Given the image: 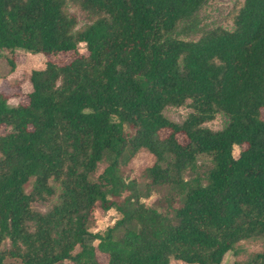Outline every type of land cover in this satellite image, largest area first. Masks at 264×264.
Segmentation results:
<instances>
[{
  "label": "trees",
  "instance_id": "16d2710c",
  "mask_svg": "<svg viewBox=\"0 0 264 264\" xmlns=\"http://www.w3.org/2000/svg\"><path fill=\"white\" fill-rule=\"evenodd\" d=\"M206 1L0 0V51L47 58L25 103L0 91V264H221L264 235V0L235 6L232 29L203 30ZM60 52L75 56L48 59ZM185 104L181 122L163 113ZM219 112L222 129L203 126ZM140 149L155 158L148 185L179 197L172 214L120 173ZM198 154L212 163L205 183L183 178ZM95 207L119 214L102 233L90 231ZM230 264H264V251Z\"/></svg>",
  "mask_w": 264,
  "mask_h": 264
},
{
  "label": "rangeland",
  "instance_id": "374dc122",
  "mask_svg": "<svg viewBox=\"0 0 264 264\" xmlns=\"http://www.w3.org/2000/svg\"><path fill=\"white\" fill-rule=\"evenodd\" d=\"M242 0H207L201 7L196 15V22L201 29H210L217 26L224 27L226 29H232V21L230 18L232 10ZM68 9L74 13L78 19L77 27H83L88 18L86 14L81 12L77 7L69 5ZM184 38L195 39L198 34L191 33L189 35H182ZM79 52H85L84 44L80 43L78 46ZM75 56L73 52L51 54L48 59L57 63L68 62ZM11 57L14 59L16 66L15 71L10 70L6 58ZM46 57L43 54H31L23 49H16L14 52L8 50L0 51V91L4 92L8 96V102L10 105L17 104L19 102L25 103L27 101V94L31 90L29 82V73L32 69H40L44 67ZM189 112L187 104L180 107L168 106L164 109L163 113L171 120L181 122ZM262 116L264 117V108L262 109ZM228 118L223 112L216 114L215 118L209 122H206L203 126L213 130L222 129L227 124ZM0 130L3 131L4 127L0 126ZM127 134H132V130L128 127H124ZM163 134L167 131L163 130ZM180 140L185 141L183 136L179 137ZM239 148L233 147V155L238 156ZM155 158L146 149H140L134 156L124 165H121L119 170L125 181L134 180L137 183L136 189L143 197L141 201L152 208H155L159 212L172 214L173 209L180 205L178 195L173 198L172 203L167 200L170 195L171 188L166 185H160L151 187L148 185V178L146 177L144 170L146 167L153 164ZM211 159L207 154H198L195 164L187 168L183 172L184 180L191 181L193 178H200L204 183L206 182V172L211 167ZM107 166V162H100L97 165L96 171L91 175L94 180H100L102 173ZM179 188V187H178ZM179 191V190H178ZM178 197V198H177ZM56 197L52 199L55 201ZM38 208L41 211L46 210L47 206L40 205ZM119 218V214L114 209L105 211L100 207H95L91 216L90 231L102 233L108 226L113 225L116 219ZM78 251V248L75 249ZM264 251V235L255 236L248 239H243L236 243L232 250L226 252L222 258L221 264H230L234 261L245 262L253 254ZM103 261V258H100ZM64 264H70L67 261ZM169 264H187L179 260L172 259Z\"/></svg>",
  "mask_w": 264,
  "mask_h": 264
},
{
  "label": "crops",
  "instance_id": "0c3cea01",
  "mask_svg": "<svg viewBox=\"0 0 264 264\" xmlns=\"http://www.w3.org/2000/svg\"><path fill=\"white\" fill-rule=\"evenodd\" d=\"M43 68V67H42ZM16 69H14V71H15ZM29 77V76H28ZM30 92V91H29Z\"/></svg>",
  "mask_w": 264,
  "mask_h": 264
}]
</instances>
